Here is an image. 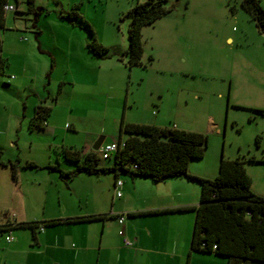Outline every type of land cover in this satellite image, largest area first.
Masks as SVG:
<instances>
[{
	"label": "rangeland",
	"instance_id": "1",
	"mask_svg": "<svg viewBox=\"0 0 264 264\" xmlns=\"http://www.w3.org/2000/svg\"><path fill=\"white\" fill-rule=\"evenodd\" d=\"M145 1L35 0L36 8L43 7L48 11L38 16L37 24L41 30L43 48L48 50L58 66L53 75L55 92L59 78L71 83L65 87L69 92L74 87L75 92L82 95L89 88L91 92H98L100 99L107 97L106 87L113 86L115 96L119 92L122 98L127 96L130 102H136L130 110L135 115L143 113L150 119L159 117L167 127L177 123L182 130L207 135L205 156L192 160L189 170L194 167L197 172L213 179L219 172L222 157L233 159L239 156L245 160L246 171L252 179V190L264 196V113L260 112L264 110V34L257 30L242 9V0H168L166 5L172 8V12L143 28L144 56L141 65L129 68L124 63L119 71L115 69L111 72L113 68L106 64V74H112V81L103 77L99 83L94 79L97 72L78 69L85 66L82 54L88 51L87 44L92 41V36L80 17L69 20L62 18V15L78 11L92 26L98 40L109 50V57L115 54L122 56L123 49L128 47L129 11ZM76 4L78 8L74 7ZM28 6L27 0H20L22 13H7L6 30H2V34L7 31L11 37L16 34L22 38L30 37L34 14L29 12ZM262 6L264 8V0ZM43 57L48 59L46 55ZM109 61L115 60H106V63ZM9 76L12 73L1 75L0 81V148L6 154L11 152L8 144L11 136L20 130L16 114H19L21 104L25 102L22 89H19L21 86L15 80L8 82ZM78 103L86 101L80 100ZM114 105L118 106L112 101L113 109L116 108ZM101 112L90 113L78 107L72 114L79 119L80 130H106L107 135L98 137L106 136V140H109L111 134H119L120 125L112 120L104 121ZM211 122L217 125L213 127ZM42 132L39 131L41 139ZM61 151V145L55 143L53 162L57 164L59 155L65 166H75V163L64 159ZM25 152L30 155L41 151ZM112 163L111 159L100 160V164ZM22 173L29 179L25 182L29 195L27 201L35 204V199L46 192L49 201L52 198L59 205V201L64 202L67 196L72 199L68 209L74 216L90 214L94 208V197L89 202L79 199V191L84 195L87 193L83 189L97 188L94 190L95 197H105L102 208L106 213L118 199L113 188V172L80 173L73 184L70 179L48 168H31ZM121 179L130 181L131 176L121 174ZM0 181H7L4 172H0ZM193 183L199 187L201 196L200 185ZM122 192L124 194L123 189ZM4 200L0 199L1 206H7ZM29 207L22 218L34 216L36 220H43L57 214L51 213L52 206L50 209L43 202L37 201ZM4 213L0 211V224L7 220ZM130 218H127V222ZM107 225L109 234H106L105 241L117 246L113 253L121 254L126 247L114 238H123L121 230L126 235V224L120 227L115 219H110ZM13 233L15 236L22 235L20 251L9 252L11 244L5 240L8 233L1 232L0 257L8 254L9 264H38L41 258L34 257L37 247L30 230L19 228ZM73 245L78 246V243L74 241ZM46 261L44 259L47 264Z\"/></svg>",
	"mask_w": 264,
	"mask_h": 264
},
{
	"label": "crops",
	"instance_id": "2",
	"mask_svg": "<svg viewBox=\"0 0 264 264\" xmlns=\"http://www.w3.org/2000/svg\"><path fill=\"white\" fill-rule=\"evenodd\" d=\"M77 6L78 4L74 5V7ZM18 10L21 11L20 5ZM37 23L38 19L36 21L34 19L31 25V35L30 37L27 36L29 37L28 40L27 37L22 38L18 34L15 37H11L7 31L2 34L1 31L6 30V21L4 28H0V81L1 75H11L12 73L8 82H12L11 80L18 82L19 87L21 86L19 89H22L21 92L25 98V102L21 104V111L16 114L21 125L20 130H15L17 134L11 136L8 143L11 152L6 154L0 148V168H2L0 172L1 174L4 172L7 180L6 182L0 181V194L2 193L0 199H5L4 201L7 202V206L0 205V211L5 212L4 216L7 219L0 225L4 226V233H8L7 235L11 234L14 238L11 242H7L5 237L6 242L9 245L11 244L8 251L19 252L21 249L22 235L15 236L13 233L19 229L16 228V224L37 221L44 224H40L34 232L29 228L20 229L30 230L31 238H34L33 240L37 247L34 257L41 258L38 264H46L44 259H47V264H227L225 257L214 253L191 251L195 220L193 211L165 212L169 209L197 206L199 204L200 189L186 178H171L164 182L154 183L149 179L129 175L131 180L123 181L121 174L124 173L119 172L118 179L123 182L119 188L122 196L117 197L115 193V197L118 199L114 201L108 213L102 208L105 197L100 195L95 197L94 190L97 188L90 189L89 187L83 189V191L87 190L86 195L81 191L77 194H79L81 201L87 200L89 202L91 197H94L95 205L93 210L89 212L90 214L74 216V214L69 213L71 207L69 204L72 201L70 197L66 196L63 199L64 202L60 200L58 205L52 198L50 202L45 192L42 196L35 199V204L39 201L43 202L46 207L49 205L50 209L52 206L51 213L57 212V214L48 216L43 220H36V218H33L34 216L22 218V214L26 213L28 208H30L29 205H35L31 200L27 201L29 195L25 182L29 179L22 172L31 168L44 169L50 165L57 166L63 171H69L75 167L65 166L61 159L62 157L60 158L59 155L56 158L57 164L53 162L54 154L52 149L55 143L61 145L62 154L64 150L78 151L80 157H83L88 152L94 151L92 146L100 137H104L103 144L118 141L120 138V130L118 135L111 134L112 136L109 140H106V136L98 137L101 134L107 135L106 130L98 132L80 130L79 119L72 114L74 109L82 107L83 110L90 113L99 112L100 110L104 121L112 120V122L120 125V129L122 122L167 127L164 124V120L159 117L150 119L146 118L143 113L135 115L130 112L136 102H130L127 96L122 98L119 92L115 96V88L113 86L106 87L107 91L105 93L107 97L100 99L98 92H95V90L91 92L89 88L82 95L77 94L74 87L69 92L65 87L71 83L66 79L59 78L58 90L55 92L53 75L58 66L51 54L48 53V50L43 48V42L40 38L41 30ZM126 49L125 47L123 51L125 52ZM43 55H46L48 59L43 57ZM82 56L83 60H85V66L78 69L84 71L86 68L90 72H97V76L94 79L98 83L103 80V77L112 81V74H106L108 72L106 64H110V67L113 68L111 72L115 71V69L119 71L121 66L124 65V62L117 58V54L109 57V59L108 57L97 58L86 51L85 53L83 52ZM112 59L115 61L106 63V60ZM72 83H74V80ZM9 86H12V84H9ZM80 100H84L86 103H78ZM112 101L118 104V106L114 105L116 107L114 109ZM40 106L50 108V113L46 120L37 118L36 112ZM216 125L211 122V126L215 127ZM169 128L181 129L177 123H174ZM22 131L23 133H21ZM39 131H43V139H41ZM57 138L59 141H57ZM96 138L97 140H95ZM94 140L95 142H93ZM25 151L41 152L28 155ZM64 159L66 158L64 157ZM11 163L16 165L15 169H13ZM29 163H33L35 166H31ZM113 164H100L98 167H111ZM193 168H190L191 174L208 178V175L197 172L195 168L194 171ZM75 177L66 179H70L72 181L71 184H73ZM116 180L115 176L113 181L114 191H116ZM39 185L43 187L42 184ZM46 187L48 189L47 185ZM124 196H126L125 201H123ZM118 200L120 201L117 202ZM154 211L158 213L138 215ZM120 213L133 214L134 216H127L123 224H119L116 215ZM84 216H95V218L92 221L64 222L71 218ZM102 216L104 217L100 218ZM129 217L131 218L127 222ZM110 219H115L120 227L126 224V236L133 241V246H125L126 248L124 247L125 250L121 254L113 253L117 246L112 243L109 245L105 241L106 234H109L106 229L108 226L107 222ZM52 220L62 221L58 224L49 225L47 221ZM114 239L117 243L124 245L123 238L120 239V237L115 236ZM74 241L78 243V246L73 245ZM7 255L3 254L0 257V264H9L10 259Z\"/></svg>",
	"mask_w": 264,
	"mask_h": 264
},
{
	"label": "trees",
	"instance_id": "3",
	"mask_svg": "<svg viewBox=\"0 0 264 264\" xmlns=\"http://www.w3.org/2000/svg\"><path fill=\"white\" fill-rule=\"evenodd\" d=\"M0 0V28H4L6 15L4 5H15L17 14L20 0ZM263 0H242L241 7L249 15L257 30L264 34ZM168 0H146L138 3L129 11L131 23L128 29V47L124 55L117 58L129 68L141 65L144 56L143 28L154 23L162 16L172 12L167 7ZM29 12L34 14L35 21L48 11L43 7L36 8L35 0H27ZM78 8V7H76ZM80 17L92 36L87 44L88 52L97 58L110 56L109 50L98 40L92 26L81 17L78 11L62 15L72 20ZM264 113V110H260ZM37 118L46 120L50 113L49 107L40 106ZM119 148L109 159L111 167H98L101 155L99 151H90L80 157L78 151H63V156L75 167L63 171L57 166L48 168L58 171L62 177L73 178L80 173L101 174L113 172L124 173L132 177L149 179L154 183L164 182L171 178H186L200 185L201 196L197 206L169 209L165 212L195 213L191 251L214 253L225 257L227 264L264 263V196L252 190V179L245 168V160L241 157L233 159L221 158L219 172L213 179L196 176L190 173L192 160L205 156L208 137L204 133L159 127L153 124L122 122ZM35 166L33 163H29ZM13 169L16 165L11 163ZM136 166V167H135ZM145 212L138 215L156 214ZM127 216H134L127 214ZM104 216L100 217L103 218ZM95 216L76 217L64 222L92 221ZM97 218V217H96ZM62 220L47 221L49 225ZM41 222H21L16 228H29L33 232ZM8 226V225H7ZM4 226L0 225V233Z\"/></svg>",
	"mask_w": 264,
	"mask_h": 264
},
{
	"label": "built area",
	"instance_id": "4",
	"mask_svg": "<svg viewBox=\"0 0 264 264\" xmlns=\"http://www.w3.org/2000/svg\"><path fill=\"white\" fill-rule=\"evenodd\" d=\"M4 10L6 12L15 11L16 7H15V5L9 3V4L4 5ZM119 145L120 144L118 141H113V142L102 144L101 148L99 149L101 158L102 159H109L110 157H112V155L118 150ZM122 183L123 182L121 179L116 180V184H115V190L116 191H115V193H116L117 197L122 196V193L119 189L122 186ZM116 217L118 219L119 224H123L125 218L127 217V213L117 214ZM120 235L123 236V243L126 247H132L133 246V241L128 236H126L122 230L120 231ZM13 239L14 238L11 234L6 236L7 242H11Z\"/></svg>",
	"mask_w": 264,
	"mask_h": 264
},
{
	"label": "water",
	"instance_id": "5",
	"mask_svg": "<svg viewBox=\"0 0 264 264\" xmlns=\"http://www.w3.org/2000/svg\"><path fill=\"white\" fill-rule=\"evenodd\" d=\"M103 142H104V137H100V138L95 142V144L92 146V149H93L94 151H98V150L101 148Z\"/></svg>",
	"mask_w": 264,
	"mask_h": 264
}]
</instances>
